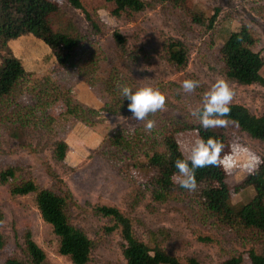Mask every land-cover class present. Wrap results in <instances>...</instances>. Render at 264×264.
Listing matches in <instances>:
<instances>
[{
	"label": "rangeland",
	"instance_id": "rangeland-1",
	"mask_svg": "<svg viewBox=\"0 0 264 264\" xmlns=\"http://www.w3.org/2000/svg\"><path fill=\"white\" fill-rule=\"evenodd\" d=\"M144 2L146 7L141 11L116 15L113 2L83 0V10L99 26V32L94 34L83 10L63 6L61 22L70 20L71 27L81 35L90 32L89 43L80 55L82 67L60 66L51 49L31 33L8 41L27 78L0 100V170L13 167L18 178H31L39 188L71 192L69 219L93 242L86 264H126L118 231L108 232L106 228L111 223L93 211L94 206L101 204L116 206L130 218L140 239L150 245L159 244L181 260L194 258L200 264H219L230 255L241 253L243 264H249L247 250L264 252L263 238L242 239L227 228L213 226L188 199L152 200L139 170L132 165L143 161V157L131 155L113 144L111 138L119 132L134 136L135 130L145 128L149 119L154 122L153 130L171 120L193 122L191 111L202 104L204 93L216 80H225L218 49L231 31L243 24L248 26L258 38L255 50L264 56V0H184L187 7L207 18L217 12L213 27L208 30L205 25L191 24L171 2ZM115 30L125 38L123 50L113 39ZM169 38L180 39L188 47V62L181 69L164 57L163 45ZM260 73L264 76V65ZM107 78L115 84L123 79L134 89L146 85L158 89L165 96L164 108L144 120L132 118L125 99L104 90ZM186 79L198 80L199 86L191 92L184 91L182 82ZM226 82L234 93L229 103L244 105L256 115L262 112L263 86ZM41 87L69 90L86 106H108L118 111H102L92 118V124H86L56 103L41 105L35 94ZM226 125L231 134V152L227 156L233 154L234 145L243 149L236 163L226 170L228 187L234 189L249 172L243 166L247 155L264 158V142L232 124ZM174 136L187 157L198 138L196 131L185 129ZM58 140L68 145L62 161L53 156ZM253 195L251 185L241 186L231 193V203L237 207ZM34 198V193L11 195L9 185L0 184V264L10 256L24 258L26 231L45 253L41 264H73L59 254L58 237L41 218ZM143 264H152L150 255L144 257Z\"/></svg>",
	"mask_w": 264,
	"mask_h": 264
},
{
	"label": "trees",
	"instance_id": "trees-1",
	"mask_svg": "<svg viewBox=\"0 0 264 264\" xmlns=\"http://www.w3.org/2000/svg\"><path fill=\"white\" fill-rule=\"evenodd\" d=\"M113 2V13L138 12L146 7L144 0H107ZM171 2L173 6L189 19L192 24H202L208 29L213 27L217 12L207 18L185 5L184 0H159ZM83 0H0V100L13 93L14 89L24 80L27 73L21 62L15 57L8 41L31 33L42 40L52 51L57 62L62 67H82L80 58L86 43H89L90 32L79 34L71 27L70 20L61 22L63 6L83 10ZM84 11V10H83ZM85 12L89 20L91 33L99 32L98 24ZM113 39L120 49H124L125 38L117 30L112 33ZM258 38L246 25L231 31L218 49L222 62L221 73L225 80L241 85L258 84L264 87V76L260 70L264 65V56L255 50ZM164 57L168 63L177 69L183 68L189 57L186 44L177 38H169L163 45ZM121 79L115 84L112 79L104 81V90L110 95L115 94L122 99L119 86ZM41 105L58 104L63 111L86 124H92V118L102 111L116 113L118 110L104 106L100 109L86 106L70 95L69 90L50 91L46 87L39 88L36 93ZM40 96V97H39ZM44 97V98H42ZM45 100V101H44ZM127 104L129 101L125 99ZM40 105V103H39ZM230 112L226 119L240 131L247 133L253 139L264 142V109L259 115L251 112L241 104L229 103ZM149 117L154 113L148 114ZM195 130L198 138L212 137L219 140L224 147L221 157L231 152V134L227 125L213 128H202L199 120L193 117V122L171 120L163 123L159 130L145 128L135 130V135L117 133L111 141L116 146L130 151L131 155H141L143 161L133 162V168L139 170L142 183L148 188L152 200L163 202L168 199L192 201L199 213L211 220L217 228H227L236 236L244 239L246 236L264 239V158L252 172L234 189L226 182L227 171L224 166H205L195 170L197 186L189 191L174 183L178 170L174 166L177 159H184L179 144L174 136L178 131ZM68 145L64 140L55 142L53 156L62 161L65 158ZM51 175H56L51 172ZM0 184L9 185L11 195L35 194V204L41 218L48 223L53 233L58 237V252L67 256L73 264H86L90 260L93 248L92 240L80 228L74 226L68 215L72 194L65 189L55 192L48 188H39L31 178H18L17 170L6 167L0 170ZM251 185L253 197L246 203L235 207L231 203V193L241 186ZM94 213L107 218L111 223L106 230H117L122 241V255L126 264H143L144 257L151 256L152 264H200L196 259L184 260L169 253L159 244H147L140 239L132 226L130 218L116 206L101 204L94 206ZM24 258L10 256L4 264H41L45 258L44 251L32 239L30 232L24 233ZM249 264H264V252L254 248L247 250ZM241 253L232 254L219 264H243Z\"/></svg>",
	"mask_w": 264,
	"mask_h": 264
},
{
	"label": "clouds",
	"instance_id": "clouds-1",
	"mask_svg": "<svg viewBox=\"0 0 264 264\" xmlns=\"http://www.w3.org/2000/svg\"><path fill=\"white\" fill-rule=\"evenodd\" d=\"M199 86L198 80L186 79L182 82V88L186 92L193 91ZM119 93L123 99H127L128 110L132 118L144 120L148 114L155 113L165 106V96L156 88L146 85L133 88L129 84H121ZM234 93L224 79H218L213 83L202 97V104L197 105L191 111V115L199 120L202 128H213L225 126L229 121L226 119L230 112L229 102ZM154 122L147 120L145 129L151 130ZM224 145L212 137L197 138L191 145L189 155L184 159H177L174 162L178 174L174 176V183L189 191L195 190L197 186L195 170L205 166L222 165L227 170L231 168L239 159V154L243 151L240 145L232 147V155L221 157V150ZM261 163L260 159L249 153L243 162V166L252 172Z\"/></svg>",
	"mask_w": 264,
	"mask_h": 264
}]
</instances>
